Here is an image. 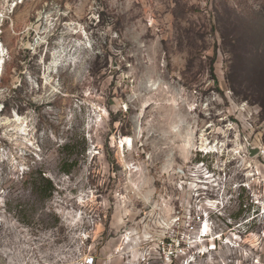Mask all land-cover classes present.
Here are the masks:
<instances>
[{"label":"rangeland","instance_id":"1","mask_svg":"<svg viewBox=\"0 0 264 264\" xmlns=\"http://www.w3.org/2000/svg\"><path fill=\"white\" fill-rule=\"evenodd\" d=\"M2 58L0 264H264V0H0Z\"/></svg>","mask_w":264,"mask_h":264},{"label":"trees","instance_id":"2","mask_svg":"<svg viewBox=\"0 0 264 264\" xmlns=\"http://www.w3.org/2000/svg\"><path fill=\"white\" fill-rule=\"evenodd\" d=\"M66 147L71 146L70 144H66ZM78 160L74 159L72 160L69 164H68V168L65 169V171H70V167H73L77 164ZM44 171H39V173H37V175H35L32 172V175H35L34 178H32V180H28L26 179L24 183L29 184L30 185V189L32 191L33 194H36L37 196H39L41 199L44 198H49L53 195L54 191L56 190V187L53 183V181L47 177ZM26 217H24L25 219L28 217L26 214L24 215ZM24 219V220H25Z\"/></svg>","mask_w":264,"mask_h":264},{"label":"water","instance_id":"3","mask_svg":"<svg viewBox=\"0 0 264 264\" xmlns=\"http://www.w3.org/2000/svg\"><path fill=\"white\" fill-rule=\"evenodd\" d=\"M249 151H250V155L254 156L260 152V148L250 146Z\"/></svg>","mask_w":264,"mask_h":264},{"label":"bare ground","instance_id":"4","mask_svg":"<svg viewBox=\"0 0 264 264\" xmlns=\"http://www.w3.org/2000/svg\"><path fill=\"white\" fill-rule=\"evenodd\" d=\"M3 61H4V59L2 58V59L0 60V67H2ZM127 140H128V145H129L130 147H132V145H133V140H132V138H129V139H127ZM188 144H191L190 141H188ZM203 231H204V232H207V230H203Z\"/></svg>","mask_w":264,"mask_h":264},{"label":"built area","instance_id":"5","mask_svg":"<svg viewBox=\"0 0 264 264\" xmlns=\"http://www.w3.org/2000/svg\"><path fill=\"white\" fill-rule=\"evenodd\" d=\"M89 263V262H88ZM91 263V262H90Z\"/></svg>","mask_w":264,"mask_h":264}]
</instances>
